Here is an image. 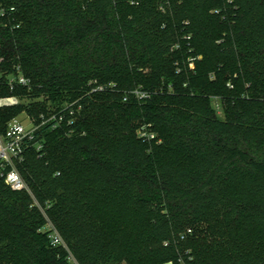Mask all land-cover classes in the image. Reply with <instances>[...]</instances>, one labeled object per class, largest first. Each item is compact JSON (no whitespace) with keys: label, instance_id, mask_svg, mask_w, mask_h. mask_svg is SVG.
Segmentation results:
<instances>
[{"label":"trees","instance_id":"obj_1","mask_svg":"<svg viewBox=\"0 0 264 264\" xmlns=\"http://www.w3.org/2000/svg\"><path fill=\"white\" fill-rule=\"evenodd\" d=\"M1 8L0 69L31 86L2 87L0 131L65 117L18 165L45 213L0 180V264H264V0Z\"/></svg>","mask_w":264,"mask_h":264},{"label":"built area","instance_id":"obj_2","mask_svg":"<svg viewBox=\"0 0 264 264\" xmlns=\"http://www.w3.org/2000/svg\"><path fill=\"white\" fill-rule=\"evenodd\" d=\"M0 13L4 15L6 13L5 9L1 8ZM2 62H4V58L0 57V63ZM19 86H31L30 78L24 73L20 65H15L12 71L0 69V90L2 87L14 90ZM104 88V85L97 86L99 90ZM134 93L138 98L149 96L147 92L140 89L135 90ZM22 101L23 98L17 95H0V107L15 105ZM71 106L73 104H67L66 109ZM24 113L26 115L24 118H12L9 120L6 130L0 131V180H3L13 190L27 191L33 198V205L40 207L45 213L20 172L18 165L24 160L28 148H35L38 152L44 149L43 140L37 138V131L40 126L52 119L63 120L65 116L61 112H54L49 116L43 114L40 118L41 121H38L36 116L29 114L27 111H24ZM70 113L73 114L74 111L70 109ZM140 133L142 136H155L154 133L148 134L144 131ZM43 230L49 232V237L54 245H63L68 248L65 240L50 220H48ZM69 259L78 264L72 253L69 254Z\"/></svg>","mask_w":264,"mask_h":264},{"label":"rangeland","instance_id":"obj_3","mask_svg":"<svg viewBox=\"0 0 264 264\" xmlns=\"http://www.w3.org/2000/svg\"><path fill=\"white\" fill-rule=\"evenodd\" d=\"M216 104H218V102L216 101ZM218 111H219V113H220V115H222V113H221V108L220 107H218ZM26 115H25V113H24V111L23 112H18V113H16L14 116H13V118H24ZM27 123V122H26ZM163 264H172L171 262H166V263H163Z\"/></svg>","mask_w":264,"mask_h":264}]
</instances>
